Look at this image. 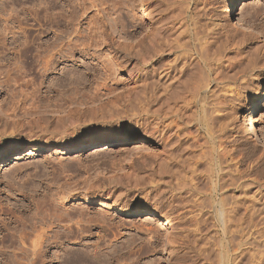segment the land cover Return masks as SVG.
<instances>
[{
	"label": "rangeland",
	"instance_id": "rangeland-1",
	"mask_svg": "<svg viewBox=\"0 0 264 264\" xmlns=\"http://www.w3.org/2000/svg\"><path fill=\"white\" fill-rule=\"evenodd\" d=\"M139 2L0 0V104L11 114L6 117L0 113V152L11 154L22 147L19 159L13 155L0 159L5 163L0 166V264L10 259L16 264H80L81 251L94 247L108 252L116 249L120 255L131 250L123 264L208 263L205 256L198 255L192 230L195 224L187 209L184 205L173 208L170 187L151 184L148 177L152 173V177H159L156 167L168 163L172 156L170 147L146 135L141 124L137 101L143 73L140 52L149 47V34L159 19L170 13L189 10L194 18L190 30L198 31L195 39L194 34L180 36L182 43L191 41V49L182 52L176 42L173 46L177 48H172L192 65L188 63L190 68L186 66L180 75L183 82L178 77L179 85L190 87L178 85L183 92L178 102L179 113H183L179 124L186 126L190 135L182 141V148L177 146L175 152L180 151L181 156H174L187 155L183 159L191 163L199 160L196 166L202 178L199 197L203 202L209 200L206 191L211 183L204 177L211 166L204 152L215 154L216 177L221 166H226L222 160H229L231 153L246 177L264 184V143L244 133L240 123L250 99L264 88V37L246 34L235 18L227 21L224 10L229 0H148L145 3L157 10L151 20L142 15ZM39 10L42 12L37 15ZM237 12L264 34V0H239ZM69 39L74 44H69L71 47L66 42ZM58 40L67 44V53L63 51V59L56 54L59 59L54 57L53 61L57 62L45 68L44 60L55 51L49 48L50 55H46L49 51H44L45 46ZM202 42L204 48L209 47L205 53L210 58L200 56L195 48ZM174 52L168 58H173ZM195 84L206 89L202 92L205 100L191 98ZM212 99L219 101L221 109H215ZM203 107L208 115L218 116L210 132L200 121ZM69 115L71 120L66 118ZM150 122L155 121L150 118ZM256 122L264 134V100ZM116 135L130 139L116 143L111 140ZM107 138L111 142L96 151L94 146ZM39 142L50 148L26 154ZM82 142L86 146L79 148ZM214 151L221 157V153H229L221 159ZM171 167L175 169L173 164ZM214 195L216 200L219 195ZM88 196L94 200L87 201ZM119 207L142 211L119 213ZM33 242L39 247L42 243V248H36L34 254L27 252L28 257L21 249H31Z\"/></svg>",
	"mask_w": 264,
	"mask_h": 264
},
{
	"label": "bare ground",
	"instance_id": "bare-ground-1",
	"mask_svg": "<svg viewBox=\"0 0 264 264\" xmlns=\"http://www.w3.org/2000/svg\"><path fill=\"white\" fill-rule=\"evenodd\" d=\"M145 1H148V0H145ZM145 1L142 2V0H140V2H142V4H140V2H139L140 6L138 4V6H139L138 9L141 10L140 12L142 13L143 16H145V18H149V20H151V18L156 16L155 12L157 10L155 11L156 8L155 9L152 8L150 5L146 4ZM183 4L184 3H182V6H183ZM238 4H239V0H229L228 4L224 10V16L227 18V21L230 20V18H235V23H237V25H239L246 34H248V33L255 34L258 39H261V37H264L263 36L264 34H262V32H260L250 20H248L247 18H245V16H243L242 14H239L237 12ZM39 12H42V11L41 10L37 11V15ZM173 12H175V11H173ZM73 14H75V13L70 14L71 15V17L69 15L70 18L68 17L70 19V21L71 20L73 21ZM193 16H195V15H193ZM63 19L66 20V17ZM192 19L194 20L191 12H189V10H185L184 12L183 11L177 12L175 14L170 13V16L168 15L166 18L161 17V19H159V21H158V24L156 25V23H155L156 27L154 28V30H151V32L149 34V37H150L149 47H145L140 52V54H141L140 63L143 66L142 67L143 73H142V78H141L142 79V85L140 88L141 91L138 94L137 101H138V105H139L138 106L139 111H140L141 115L143 116L142 117L143 121L141 124H144L143 129H145L144 133L146 135L148 134L149 136H152L155 140L162 141V143H164L166 147L167 146H168V148L170 147L169 149L168 148L167 149L168 150L171 149L170 150L171 153L169 151L168 152H169V157L172 156V158L169 159L168 163L163 161L164 164H167L166 166L163 164L164 166L159 165V168L156 167L155 172L160 174L159 177L154 178L155 174H153V173L152 174L154 175V177L151 176L152 174H150L148 177H150V179H151V181H150L151 184L157 185L158 187H160V186H162V187L163 186H166V187L169 186L170 187L169 190L172 193V195H171L172 201L170 200V202H171V205L173 208L176 207V209H177L178 207H180V205H184L185 209H187V212L190 215L189 217H190V219H192L193 225L195 224L194 228L192 229V230H194L195 233H193L194 235L193 234L192 235L195 236L194 238L197 241L195 246L197 247L198 255L199 256L200 255L205 256L203 259H206L208 261L207 264H264V184L262 185V184L258 183V181L256 180L257 178L255 179V178H251V177H246L248 175L245 176L244 173L241 172L242 170L239 169V165H238L239 161H236L235 160L236 158H234V157L231 158V156H230L231 153L228 156L230 158L229 160L227 158L224 159L225 158L224 154H228L229 152L228 153H221L224 155V156L222 155V157H221V156H219L220 153H217V151H214L218 155V158L221 157V159H224L222 161L223 162L225 161V163H226V166H225V164L220 161L222 164H224L225 167L221 166V170H219L220 172L218 173V176L216 177L214 175L216 170L215 171L213 170V169H215V168H213V166L215 165L214 162L216 161L215 154H213L212 152L209 151V154L207 156V155H205L206 152H204V155L202 154L203 157L208 159V162L212 166L211 167L209 165L210 169L206 168L207 170H205V171H207V173L204 177L211 181L212 186L210 183L211 187L208 185L209 190L206 191V193L208 192L207 195L210 196L209 200L207 202L206 201L203 202V200H201V198L199 197V194L202 192L201 187L199 185V181L202 178H201V174H199L197 172V166H196V164L198 163L199 160H197V161L195 160L196 161V162L194 161L195 163L194 162L191 163V162H189L190 160L188 161L187 159H183L184 157H187V155H184L183 158L176 156L177 155L176 153H178V155H180L181 153L179 154L180 151L179 152L178 151L175 152V151L177 149H179L180 147L182 148V146H181V143H183L182 141L184 140V142H185V140H187L186 138H188L190 135V134L186 133L187 131H185L187 129V127L183 126L181 123L179 124V118L183 117V115H182L183 113L182 114L179 113L181 109H180V105L178 103L179 99L182 98L181 94L183 93V92H181L182 88H180L183 85L182 86L179 85L180 80H181V82H183L182 79H180V75L184 73V71L187 69V67L190 68V66H188L190 63H189V61L186 63V62H184L185 60L184 61L182 60V59H184V58H182L183 53L180 54V56H178L179 53H178V55H176L177 53L175 54L174 49L172 51V48H175V49L177 48V47L173 46L174 45L173 43L176 42L175 45L180 44L179 48L183 50L182 52H186L188 49H191V47H192L191 41L186 43V41H188V40L185 41V39H184L185 42L183 41L184 43H182L179 40H180V36L182 34H185V33H187L188 36H190V37L193 34L195 36L196 33L198 35V31L195 27L194 28L197 32L194 30H192V31L190 30V24L189 23ZM68 22H69V20H68ZM193 24H192V26H193ZM174 29H175V31H174ZM63 34H65V33H63ZM172 34L174 35V37L172 36ZM196 37L197 36H195L194 39ZM70 38H72V37H70ZM200 38H199V40H200ZM187 39H188V37H187ZM69 40L66 42L67 43L69 42L68 47H71V45L69 46V44H72V43H70L71 39H69ZM202 40L204 41V39H202ZM62 41H59V42L54 41V43L52 42V45H50V43L46 44L45 49H47V50L44 49V51H49L48 50L49 48L51 51H53V50H55V51L52 53H50V51H49L46 54V55H48L50 53L51 59H49L50 57H48V58H46V60H44L45 61L44 64H46V65H44L45 68H47L50 65V63L55 59L54 57L58 58V56H59L61 58V57H63V55L65 53H67L66 52L67 51V48H66L67 44L65 45V42H64V44H62ZM208 41H209V39H208ZM74 42H76V40ZM203 43L204 42L199 43V45H197V47H195L196 49H198L197 51L200 54V56H202L203 54L206 55L205 50H208V48H209V47L204 48L206 46V44H203ZM209 44H211V43H209ZM72 45H74V44H72ZM194 45H196V44H194ZM203 45H205V46H203ZM207 46H209V45H207ZM25 48L28 49V47H25ZM65 49H66V51H64ZM71 49H70V51H71ZM74 49H75V47H74ZM192 49H194V48H192ZM173 52H174L173 58H171V59L168 58L169 57L168 55H170V54L172 55ZM56 54L58 56H55ZM208 56L210 58V55H208ZM191 57H190V59H191ZM203 57H202V59H203ZM209 58H207V59L209 60ZM61 59H63V58H61ZM55 61L57 62V60H55ZM55 61H53V63ZM252 61H254V60H252ZM252 61L249 63H252ZM178 77L180 80L178 79ZM178 85L180 87H178ZM195 85H196L194 87L195 89H193L194 91L191 89L193 94H194V95H192L191 98L194 97L198 101L205 100V98L202 97V92L205 93L206 89L205 90L202 89L203 90L202 91L201 88L204 86H200L201 84L200 85L195 84ZM186 87L183 86V88H186ZM187 88H190V87H187ZM187 90H189V89H187ZM212 93H213V91H212ZM187 98H190V97L187 96ZM187 98H185V99H187ZM262 100H264V88L260 92H256V94L250 99V101L248 102V105H247V109L241 113V119L242 120L240 123L243 126L244 133L249 134L251 137H254V138L256 137L257 139H260L262 143H264V134L260 133V131H258L257 126H256V123H257L256 117L258 115V109H259V106H260ZM212 101H213V99H212ZM212 101H210V102H212ZM187 102H189V101H187ZM203 102L204 101H202V103ZM180 103H182V102H180ZM217 104H220L219 101H218V103L215 100L212 102V105L215 107L216 110H217V108L221 109V107H219L221 105L218 106ZM204 105H206V104H204ZM202 110L204 111V113H202V115L200 116L201 124L203 126H205L206 129L210 132L212 130V128H211L212 122L218 116H216L215 114L212 115L211 114L212 112L210 113L211 115H208L209 111H207L208 109L206 110L205 107H203ZM0 113L6 117L11 115L10 112L6 108H4L1 104H0ZM218 113H220V112H218ZM66 118H68L70 120L72 119L70 117V115L67 116ZM150 118L153 121H155L154 122L155 124L154 123L152 124L150 122ZM232 119H234V118H232ZM5 124L6 123H4V125ZM144 138H146V137L144 136ZM129 139L130 138L128 136H122V135H116L113 138H111V140H113L116 143L128 141ZM189 141H193V140H189ZM205 141H206V139H205ZM205 141H203V142H205ZM109 142H111V141L108 140V138L103 140V142L100 141L99 143H97L94 146V149H96V151L103 150V147H106V145ZM206 144H209V143H206ZM79 146H80L79 148H84L86 146V143L82 142V143H80ZM177 146H179V148H177ZM213 146H212V148L211 147L210 148L215 150L216 146H214V147ZM109 147L110 146H108V148ZM47 148H50L49 144H45V143L42 144L39 142L38 144L31 146V148L28 149V152L27 153L25 152V153L28 155H31L37 151H40L41 149H47ZM197 150H199V149H197ZM20 151H22V147L15 148L11 154H9V152H4V153L0 152V159L4 160L5 156L11 157L12 155L14 156L15 159H19L20 158V156H19ZM57 151H61V150L57 149ZM222 151H220V152H222ZM168 152H166V153H168ZM201 152H203V150ZM174 153L176 154L175 156H174ZM191 153H193V152H191ZM190 155L192 157L193 154H190ZM197 156L199 158L200 155L197 154ZM200 157L202 158V156H200ZM194 159H197V157ZM5 161H7V160H5ZM3 163H4L3 161L2 162L0 161V166L5 164V163L4 164ZM217 163H216V165H217ZM172 164L174 165V167H175V164H177L176 166H178V167L177 168L175 167V169L172 170L173 169V167H171ZM205 165H207V164H205ZM209 166L207 165V167H209ZM158 170H159V172H157ZM131 174H132V171H131ZM139 176H141V175H139ZM165 177H167V179ZM254 183H257V184L254 185ZM255 187H256V189L254 190ZM174 191H178L177 192L178 194L174 193ZM229 191H231V192H229ZM217 192H219V193H217ZM214 194L219 195L216 198V200H214V198H215ZM177 195H179V196H177ZM88 197L89 198H87V201H93L94 200V198L92 196H88ZM176 200H178L177 202H179V203H176ZM115 202H117V201L115 200ZM173 203H175V204H173ZM180 203H182V204H180ZM118 211H119V213L133 214V213L141 212L142 209L136 208V207L124 209L122 207H119ZM148 213L150 215H155V212L153 210H148ZM90 220H92V219L87 220V222H89ZM105 223L111 229L110 223L106 222V221H105ZM191 232H193V231H191ZM188 233L191 234L190 231ZM53 237H55V236H53ZM101 238L104 239V236ZM10 242H13V241L10 239ZM38 242H40V240ZM33 243H34L33 245L31 244L32 245L31 249L21 246L22 247L21 251L22 252L24 251L23 252L24 255H26V253L29 251L33 252V254L37 253L36 248L39 249L42 245V243H41V245L39 247L38 244H36L35 242H33ZM148 244H150V243H148ZM10 245H13V244L11 243ZM37 245H38V247H37ZM198 245H200V246H198ZM21 247H19V249ZM146 249H148V248H146ZM150 250H151V248H150ZM116 251H117L116 249H114V250L112 249V251H109V252L106 251V249L97 250V248L95 249V247H94V249L81 251V253L78 257L79 263L80 264H120V263L123 264L124 262L122 263V261H126L125 259L128 258V257L126 258V255L131 254V252H132L131 250H128L129 253H123V255H120V254H116V253H118ZM211 253H214L213 255H211L213 257L215 256L214 258L210 256ZM28 254L29 253H27V255ZM36 255L37 254H35V256ZM29 256H30V254L28 255V257ZM127 256H129V255H127ZM16 259H17V257H16ZM34 259H36V258H34ZM10 260L4 261L5 264H16L14 262L15 260H13V261L12 260L10 261ZM4 262H2V263H4ZM30 262H33V261H30ZM27 263H28V261H27ZM27 263H25V264H27ZM130 264H133V263H130Z\"/></svg>",
	"mask_w": 264,
	"mask_h": 264
}]
</instances>
